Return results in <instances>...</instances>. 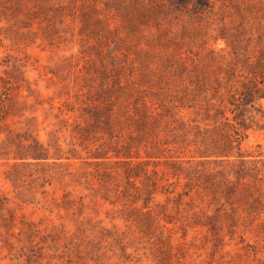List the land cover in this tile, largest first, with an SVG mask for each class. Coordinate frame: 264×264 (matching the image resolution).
Returning a JSON list of instances; mask_svg holds the SVG:
<instances>
[{
    "label": "rangeland",
    "instance_id": "rangeland-1",
    "mask_svg": "<svg viewBox=\"0 0 264 264\" xmlns=\"http://www.w3.org/2000/svg\"><path fill=\"white\" fill-rule=\"evenodd\" d=\"M235 56L264 0H0V264H264V100L245 163L200 156Z\"/></svg>",
    "mask_w": 264,
    "mask_h": 264
},
{
    "label": "trees",
    "instance_id": "trees-1",
    "mask_svg": "<svg viewBox=\"0 0 264 264\" xmlns=\"http://www.w3.org/2000/svg\"><path fill=\"white\" fill-rule=\"evenodd\" d=\"M231 47L232 51L237 50V48L232 45ZM234 60L237 62V65L241 64V74L237 73L238 66L234 65ZM231 62L232 65L227 70L224 67H220V73H224L222 79L224 81H221L223 82L221 83L223 86H220L223 88L217 89L216 92L218 93L224 90L226 93L218 96L219 101L224 104L225 109L233 114L232 119L235 123H229L232 129L230 130L231 132L227 130L224 131L218 127H214L210 131L205 129L204 136L208 134V132H215L217 138L215 139L214 136H211L209 139L207 138L205 140L206 150L200 152L201 157L212 159L214 163L227 161L230 164H234L237 160H240L241 163H245L246 156L243 153L239 152L238 155H235V141H238V149H240V142L248 136V130L255 131L263 128V125L257 120L256 115L262 112V101L264 100V57L250 62L248 58L241 59V57L235 56ZM0 79L4 83V85L0 83L1 98V95L4 94L2 87L6 86V83L5 78ZM18 82L19 81H17V83ZM17 87H20V82ZM219 115L226 116L225 111L218 109L216 116ZM47 156V149L37 140H34V143L28 146L27 153L20 156V158L42 160L48 158ZM136 168H132L131 174H129L128 177H138L140 175L142 171ZM243 170L244 168H240L235 170L234 173L240 175L241 173H239V171ZM257 170L259 171V169Z\"/></svg>",
    "mask_w": 264,
    "mask_h": 264
}]
</instances>
